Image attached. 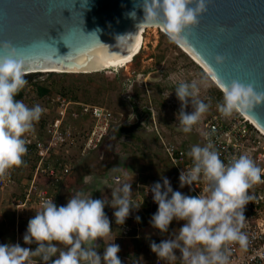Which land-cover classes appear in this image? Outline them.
Instances as JSON below:
<instances>
[{"label":"clouds","instance_id":"1","mask_svg":"<svg viewBox=\"0 0 264 264\" xmlns=\"http://www.w3.org/2000/svg\"><path fill=\"white\" fill-rule=\"evenodd\" d=\"M208 3L209 0H142L140 6L145 23L155 24L162 19L169 41L183 47L187 44L185 31L198 25V18L206 13ZM131 15L134 17L135 13ZM225 60V56H215L217 65L224 64ZM26 75L20 51L10 42L0 44V181L7 179L13 169L26 166L23 159L28 152L26 135L35 131L45 112L39 104L29 107L16 99L28 84ZM206 86V77L201 76L199 80L181 81L175 87L181 105L177 119L186 134L209 111V104L200 99L201 87ZM189 103L191 113L185 111ZM262 105L264 91L233 79L223 87V101L217 109L222 117L232 118ZM187 155L192 167L181 170L180 187L200 182L205 187L199 195L187 196L173 191L170 181L162 177L163 184L157 182L148 189L158 205L150 221L153 228L165 234L174 219L185 222L173 233L174 238L159 244L151 242V251L167 264H176V261L230 264L232 246L238 244L241 250L248 249L249 237L243 231L245 207L255 200L250 190L264 183V169L247 154L234 155L225 163L211 139L203 146L193 145ZM111 195V200L93 199L77 191L66 205L59 207L53 199L42 200L23 237L25 244L35 242L38 246L32 250L19 244L0 245V264H37L34 257L44 264H122L118 256L120 247L113 242L116 235L104 209L110 205L115 209V223L124 225L131 211L138 210L141 203L133 202L131 182H121ZM136 221H140L139 216ZM98 240L104 242L103 256L97 251ZM174 250H179L180 257Z\"/></svg>","mask_w":264,"mask_h":264},{"label":"water","instance_id":"2","mask_svg":"<svg viewBox=\"0 0 264 264\" xmlns=\"http://www.w3.org/2000/svg\"><path fill=\"white\" fill-rule=\"evenodd\" d=\"M141 4L142 0H0V44L10 42L20 51L27 74L44 73L59 64L125 57L135 52L144 27L163 28L162 19L145 23ZM198 19L195 28L185 31L183 47L222 87L235 79L264 91V0H209ZM216 55L225 56V63L217 65ZM246 116L264 132V105Z\"/></svg>","mask_w":264,"mask_h":264},{"label":"built area","instance_id":"3","mask_svg":"<svg viewBox=\"0 0 264 264\" xmlns=\"http://www.w3.org/2000/svg\"><path fill=\"white\" fill-rule=\"evenodd\" d=\"M32 88L31 85L29 90ZM27 99L26 97L23 100L26 105L32 107L39 104L45 112L35 125V131L26 135L28 141L26 157L34 160L35 173L27 186L25 199L16 202L18 209L32 203L40 207L44 199H53L56 203V196L45 187H41L37 180L45 177L50 180L53 189L58 190L65 182L69 171L73 169V162L65 152L78 150L81 156H86L97 151L112 129L118 125V120L111 110L98 105L76 102L63 94L46 98L36 97L30 101ZM79 119H87L91 125L74 130L71 123ZM201 139L203 145L211 139L225 163L234 155L247 154L257 166L264 169V132L245 115L236 114L232 118H224L219 114H212L203 122ZM164 147L170 164L179 173L192 167V162L182 146L173 142H164ZM11 175L12 171L7 179L0 181L1 191L10 186ZM112 179L117 184L122 182L120 176ZM154 184V182L137 183L139 193L133 198V202L141 203L140 208L135 210L138 214H144L145 203H149L152 207L158 206L153 200V194L148 190ZM204 187L205 184L200 182L194 183L191 189L199 195ZM250 191L255 196V200L245 207L246 221L243 229L250 243L246 251L241 250L238 244L232 246L230 264H264V183L255 185ZM134 217L135 213L131 211L125 224L120 225L121 238L130 236L132 230L130 223ZM33 260L37 264H44L42 260ZM156 264H167V262L158 260Z\"/></svg>","mask_w":264,"mask_h":264},{"label":"rangeland","instance_id":"4","mask_svg":"<svg viewBox=\"0 0 264 264\" xmlns=\"http://www.w3.org/2000/svg\"><path fill=\"white\" fill-rule=\"evenodd\" d=\"M143 37V49L130 68L123 65L94 73H66L68 75L64 76L62 73L44 72L35 76L34 82L49 85L62 79V83L56 86L59 89H67L71 85L75 87L73 93L66 95L69 98L76 96L81 103L111 110L118 120L111 133L120 126H136L132 135L126 134L124 138L107 136L97 151L80 155L82 171L99 170L106 164L118 162L120 157L115 153V145L119 147L118 150L127 151L131 157L146 158L148 163L156 157L164 160V142H170L171 128L179 126L177 116L181 105L175 87L181 81L191 82L199 80L201 76L206 77L207 86L201 87L200 99L209 104V111L199 122L201 128L203 122L218 111V103L223 101V90L180 46L170 42L160 27H148ZM120 72L126 73L118 80ZM30 86H26L29 93L27 101L36 98V94L32 93L33 88L29 90ZM132 104L137 106L135 110ZM192 110L189 103L185 111L191 113Z\"/></svg>","mask_w":264,"mask_h":264},{"label":"crops","instance_id":"5","mask_svg":"<svg viewBox=\"0 0 264 264\" xmlns=\"http://www.w3.org/2000/svg\"><path fill=\"white\" fill-rule=\"evenodd\" d=\"M214 113L220 115L219 111ZM71 124L72 128L77 130L89 127L91 122L87 119H79ZM133 133L134 130L128 135H132ZM170 133L168 137L170 142L182 146L187 153L195 144L203 146L200 123L194 126L191 133H184L180 125L173 126ZM124 136L121 138H124ZM113 148L115 149V153L120 157L118 162L106 164L101 169L93 171L91 169L90 171H82L83 164L78 150L65 152L67 154H64L73 162V169L69 171L65 182L59 186L58 190H54L50 185V180L45 177H40L37 181L41 187H45L56 196V205L58 207L66 205L72 194L77 191L83 192L86 196H92L93 199H104L106 197L108 200H111L112 191H117L121 184L115 183L112 179L115 176H120L122 182H131L133 198L139 193L137 183L159 182L163 184L162 177H166L170 181L173 191H180L187 196H197L191 187L187 185L183 188L180 187V173L168 163L169 161L165 153L164 160L156 157L154 158L155 161L153 160V162L148 163V161H145L146 158L135 157V155L131 157L127 151L118 150L119 147L117 145ZM159 149L163 150L162 147ZM188 158L191 160L189 156ZM23 159L26 162V166L13 169L10 186L4 191L0 190V245L19 244L21 247L35 250L38 245L35 242L30 245L25 244L23 237L27 231L29 220L34 218L36 215L35 211H39L40 207L35 203L28 204L26 207L20 209L16 207V202L25 199L27 186L34 178L35 173L34 160L26 156ZM143 209L144 214H138L135 212V209L132 210L135 213V217L130 223L132 225L130 236L128 238H121L120 225L115 223V209L110 205L105 206L104 211L110 220L113 235H116L113 242L120 247L118 256L122 264H156L158 257L151 251V242L155 241L159 244L162 240L174 238L173 233L178 232L185 223L184 221H176L174 219L169 226L168 233L161 234L150 223L151 217L156 213L158 206L152 207L149 203H145ZM136 216L140 217L139 222L136 221ZM97 243L100 245L97 249L98 254L103 256L104 242L98 240ZM174 251L177 257H180L179 250ZM33 259L40 260L35 257ZM52 259L54 260L56 257ZM176 264H180V261H176Z\"/></svg>","mask_w":264,"mask_h":264},{"label":"bare ground","instance_id":"6","mask_svg":"<svg viewBox=\"0 0 264 264\" xmlns=\"http://www.w3.org/2000/svg\"><path fill=\"white\" fill-rule=\"evenodd\" d=\"M161 29L163 30V28ZM145 30L146 28L144 27L143 30L141 31L140 40H139V43L137 45L135 52L128 56L120 57V58L110 57V58L94 61L91 63H73V64H61V65L59 64V66L58 65L53 66L48 71H44V72L61 73V72L66 71L69 73H85L92 69L93 70H103V69L114 68V66L126 65L127 63H130L137 54H139L142 48L143 42H144L143 34ZM180 48L190 57V59H192L193 62H195L198 66H200L207 73V75L214 81L215 84H217L223 90V87L213 78V76L208 72V70L195 57H193L184 47L180 46Z\"/></svg>","mask_w":264,"mask_h":264},{"label":"trees","instance_id":"7","mask_svg":"<svg viewBox=\"0 0 264 264\" xmlns=\"http://www.w3.org/2000/svg\"><path fill=\"white\" fill-rule=\"evenodd\" d=\"M143 46H144V43L142 45V48H141V51L143 49ZM140 51V53H141ZM140 53L138 55H140ZM136 55L134 57V59L130 62V63H127L125 65V67H129L130 68V65L132 62L135 61L136 57L138 56ZM129 70V69H128ZM127 72V71H126ZM126 72H120L118 74V80L120 78H122V76L124 75V73ZM38 73H31V74H27L26 75V79L28 81V84L27 85H33V92L32 93H35L36 94V97L38 98H46V97H50L52 95H55V94H60V93H63L65 94V96L67 94H70V93H73L74 90H75V87L74 85H71V87L67 88V89H59L58 87H56L58 84H61L62 83V79H58L56 80V82L54 84H47V83H41L39 81H35V76H37ZM64 76L68 75L66 73H62ZM58 76H61V75H58ZM57 92H60V93H57ZM28 90L25 88L17 97L16 99H19V100H24L27 95H28ZM68 97V96H67ZM72 99V98H71ZM73 101H76V102H79L77 100V97L74 96ZM132 108L135 110L137 108V106L135 104H132ZM136 126L134 125H131V124H128V125H125V126H120L118 128L115 129L114 133L112 134L113 136H116V138H121L122 136L126 135V134H131L133 132V130L135 129Z\"/></svg>","mask_w":264,"mask_h":264}]
</instances>
